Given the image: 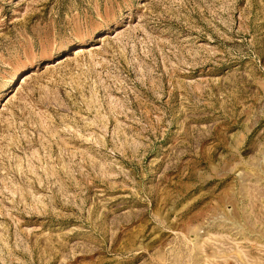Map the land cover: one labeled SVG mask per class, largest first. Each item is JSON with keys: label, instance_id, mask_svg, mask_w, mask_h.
<instances>
[{"label": "rangeland", "instance_id": "rangeland-1", "mask_svg": "<svg viewBox=\"0 0 264 264\" xmlns=\"http://www.w3.org/2000/svg\"><path fill=\"white\" fill-rule=\"evenodd\" d=\"M0 264H264V0H0Z\"/></svg>", "mask_w": 264, "mask_h": 264}, {"label": "snow or ice", "instance_id": "snow-or-ice-1", "mask_svg": "<svg viewBox=\"0 0 264 264\" xmlns=\"http://www.w3.org/2000/svg\"><path fill=\"white\" fill-rule=\"evenodd\" d=\"M73 39L75 40L76 38H75V37H73Z\"/></svg>", "mask_w": 264, "mask_h": 264}, {"label": "bare ground", "instance_id": "bare-ground-1", "mask_svg": "<svg viewBox=\"0 0 264 264\" xmlns=\"http://www.w3.org/2000/svg\"><path fill=\"white\" fill-rule=\"evenodd\" d=\"M78 52H80V50Z\"/></svg>", "mask_w": 264, "mask_h": 264}]
</instances>
